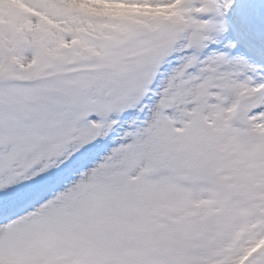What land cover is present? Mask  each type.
<instances>
[{
  "label": "rangeland",
  "instance_id": "rangeland-1",
  "mask_svg": "<svg viewBox=\"0 0 264 264\" xmlns=\"http://www.w3.org/2000/svg\"><path fill=\"white\" fill-rule=\"evenodd\" d=\"M17 1L13 12L0 8V214L63 179L0 225V264H264V0H219L260 57L229 39L216 0H0V7ZM132 27H161L176 40L143 87L129 85L136 95L97 105L116 135L108 151L90 157L112 133L89 110L97 86L85 93L61 86L69 71L98 66L88 54L93 41L116 42ZM77 41L83 49H72ZM123 46L115 53L134 49L128 40ZM238 100L243 110L235 113ZM55 106L79 118V134L97 128L86 164L76 166L86 140H66V130L57 146L39 143L41 132L52 137L64 124ZM190 162L208 181L180 182Z\"/></svg>",
  "mask_w": 264,
  "mask_h": 264
}]
</instances>
